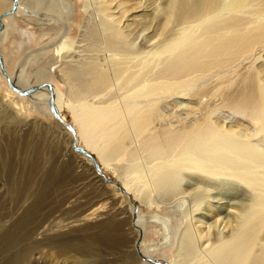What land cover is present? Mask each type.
<instances>
[{"label":"bare ground","instance_id":"bare-ground-1","mask_svg":"<svg viewBox=\"0 0 264 264\" xmlns=\"http://www.w3.org/2000/svg\"><path fill=\"white\" fill-rule=\"evenodd\" d=\"M16 15L41 29L34 40L19 29V75L0 52L3 80L36 114L53 104L67 121L66 108L77 145L115 170L100 164L109 182L95 172L129 199L134 225L150 219L163 236L139 247L143 264H264V0H0V45ZM44 206L21 216L39 219L36 244L54 236V248L94 258L112 246L92 220L41 229ZM3 239L0 264H22V247Z\"/></svg>","mask_w":264,"mask_h":264},{"label":"rangeland","instance_id":"rangeland-1","mask_svg":"<svg viewBox=\"0 0 264 264\" xmlns=\"http://www.w3.org/2000/svg\"><path fill=\"white\" fill-rule=\"evenodd\" d=\"M20 18L19 15L15 16L13 24L17 26L16 30L6 34L0 45V52L5 57L3 63L13 76L20 72L19 64L24 55L21 49L24 38L19 34L21 28L34 32L32 38L41 29ZM33 66L27 68L28 73ZM17 78L24 76L21 74ZM21 99L3 80L0 71V258L9 261L10 255L6 254L9 246L3 238L11 237L13 245L22 247L18 256H22V264H131V257L132 263L143 264L144 261L137 254H140L139 247L143 249L146 245L159 244L163 236L155 231V227L149 223L150 219L133 224L134 215L129 212V199L125 200L126 195L122 192L116 195L118 188L115 185L105 183L96 174L94 165H90L74 148L70 150L71 130L57 123L52 106L51 110L43 106L44 112L48 113L43 116L36 114ZM12 114L19 116L16 125L8 122ZM63 114L72 123L66 108ZM79 143L83 141L79 140ZM101 166L109 178L116 180L117 173L111 166ZM111 194L115 195L113 199L108 198ZM136 204L140 213H158L166 217L165 220L168 219L163 208L148 209L140 202ZM33 205L37 209L45 205L39 213L43 219L41 229L52 220L78 218L81 219L79 221L85 219V223L92 220V225L107 230L106 235L111 239L112 246L104 250L102 256L94 258L95 253L80 254L54 248L53 244L59 239L54 236L42 235L48 245L36 244L41 238L33 229L38 226L39 219L34 220V214L24 226L21 221L24 211ZM74 234L80 236L81 229L74 231ZM161 251L158 257L169 260L172 248Z\"/></svg>","mask_w":264,"mask_h":264},{"label":"water","instance_id":"water-1","mask_svg":"<svg viewBox=\"0 0 264 264\" xmlns=\"http://www.w3.org/2000/svg\"><path fill=\"white\" fill-rule=\"evenodd\" d=\"M1 57V56H0ZM9 86L12 88V89H16L15 87H13V85H12V83L9 81ZM19 92H23V91H19ZM51 106L52 107H54V105L53 104H51ZM53 111H54V108H53ZM54 115H55V117L61 122V123H63V125H65L68 129H70L72 132H73V134H74V137H75V139H74V141H73V145H74V149L76 150V151H79L80 153H82L84 156H87V157H89L92 161H93V163H94V165H95V169H96V171L107 181V182H109L110 180L105 176V174L103 173V171H102V168H101V166H100V164H99V162L96 160V158H95V156L93 155V154H91L89 151H87L84 147H82V146H79V145H77V137L75 136V131H74V129H73V127H71V125L67 122V121H65V120H63L61 117H60V115L56 112V111H54Z\"/></svg>","mask_w":264,"mask_h":264}]
</instances>
